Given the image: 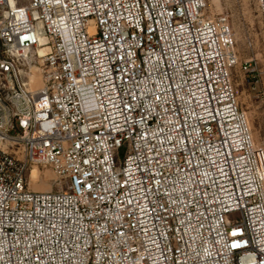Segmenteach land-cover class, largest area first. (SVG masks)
<instances>
[{"label": "built area", "instance_id": "built-area-1", "mask_svg": "<svg viewBox=\"0 0 264 264\" xmlns=\"http://www.w3.org/2000/svg\"><path fill=\"white\" fill-rule=\"evenodd\" d=\"M19 1L0 0V264H264L228 19L208 0ZM40 166L59 189L31 188Z\"/></svg>", "mask_w": 264, "mask_h": 264}, {"label": "rangeland", "instance_id": "rangeland-1", "mask_svg": "<svg viewBox=\"0 0 264 264\" xmlns=\"http://www.w3.org/2000/svg\"><path fill=\"white\" fill-rule=\"evenodd\" d=\"M21 5L27 0H20ZM206 14L210 17L225 16L236 40L238 64L232 69V83L240 108L247 114L252 125L256 146L264 151V25L257 0H208ZM37 81L31 84V76ZM30 87H41V71L31 66L26 75ZM122 159L124 151H122ZM38 178L28 180L37 190L59 189V178L50 167L40 166ZM234 216H230L233 218Z\"/></svg>", "mask_w": 264, "mask_h": 264}, {"label": "bare ground", "instance_id": "bare-ground-1", "mask_svg": "<svg viewBox=\"0 0 264 264\" xmlns=\"http://www.w3.org/2000/svg\"><path fill=\"white\" fill-rule=\"evenodd\" d=\"M37 78H38V76L36 75V74H33L32 76H31V84L32 83H34V82H36L37 81ZM41 89V87H39V88H37V89H32L33 91H38V90H40ZM38 168L37 167H33L32 168V170L30 171V173H29V180L31 179V181H35V180H37V178H38Z\"/></svg>", "mask_w": 264, "mask_h": 264}]
</instances>
